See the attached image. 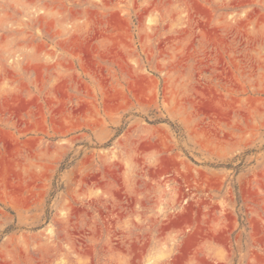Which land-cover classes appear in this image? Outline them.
Returning a JSON list of instances; mask_svg holds the SVG:
<instances>
[{"label":"rangeland","instance_id":"obj_1","mask_svg":"<svg viewBox=\"0 0 264 264\" xmlns=\"http://www.w3.org/2000/svg\"><path fill=\"white\" fill-rule=\"evenodd\" d=\"M0 264H264V0H0Z\"/></svg>","mask_w":264,"mask_h":264}]
</instances>
